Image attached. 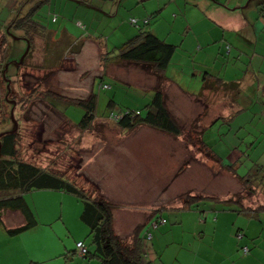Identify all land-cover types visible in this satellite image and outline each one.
I'll return each mask as SVG.
<instances>
[{"label":"rangeland","instance_id":"374dc122","mask_svg":"<svg viewBox=\"0 0 264 264\" xmlns=\"http://www.w3.org/2000/svg\"><path fill=\"white\" fill-rule=\"evenodd\" d=\"M159 1L161 5H156L152 12L163 7L164 4L166 6L152 19L149 27L160 39L176 46L165 74L181 82V86L192 93L187 94L176 88L170 80L164 88L167 106L186 131L192 126L198 130L203 126L206 127L204 141L211 144L214 151L230 156L234 153L235 133L239 131L238 126L234 123L229 131L228 126L222 125L219 120L210 123L219 115L218 97L204 94L200 97V101L199 98L194 97L201 88L204 73L208 70L217 72L220 69L214 59L208 60L202 57L206 49L201 48L197 42L198 32L205 31L201 28L205 18L211 23L215 22L209 16H205L203 9L187 6L185 0ZM3 5L2 10L0 5L1 20L7 18L9 14L5 2ZM78 9L81 11V16H84L82 14L86 9L84 7ZM52 11H55L57 16L59 13V16L65 14L67 18L72 11L69 7L60 9L55 5L52 7L46 5L41 9L40 14L49 28L61 27L62 30L66 22L61 19L58 20V24L49 22L54 13ZM81 19L78 18V21H81L85 27L81 29L73 26L71 30L69 26L72 35L78 38L82 34L87 35L89 30L91 34L92 31H96L98 34H93L94 39L101 41L100 43L87 41L83 43L78 55L64 53L62 57H66L60 60L50 58L49 53L45 55L43 52L40 57L35 51L29 61L32 66H27V69L20 70L17 74L9 72L10 75L7 73L9 76L6 79L0 77V132L16 126L20 158L42 168L58 170L69 178H75L86 190H97L98 195H103L113 204L114 227L116 232L126 239L140 222L145 221L158 209L163 210L161 215L167 221V225H160L158 230L164 227L173 228L171 234L165 236L167 240L178 244L183 235H187L186 232H195L194 228L198 229L200 226L198 224L200 211L196 208L169 209L180 207L187 194L195 193L218 200L220 197L241 200L251 198L252 195L247 194L242 184L239 183L240 185L234 187L236 182L221 164L204 155L199 147L188 144L184 136L174 137L148 126L126 132L119 128L114 120L105 117L110 110L107 108L109 99L115 103L111 108L113 113H119L120 109H142L152 100L156 78L134 64H112L106 69L107 72L101 71L100 56L104 51L98 47L106 46V51L115 50L121 43L135 35L138 27L129 25L125 29L119 28L113 25L116 23V17L104 15L101 24H97V20L91 18L83 19L86 21ZM62 24L63 26H60ZM91 24L96 25L91 26ZM216 44L214 42L210 47L215 50L219 46ZM116 57V54L111 53L110 60L115 61ZM39 63L42 66L38 68L41 69L35 67ZM0 64L2 67L3 62ZM25 71L32 72L34 77L30 87L41 82L40 91L48 88L57 89L66 96L84 98L91 92L90 90H93L97 94V105L92 128L83 131L72 126L57 111L49 108L46 102L36 100L25 103L26 97L29 96V90L21 79ZM99 84H105L109 88L99 89ZM62 111L72 122H78L83 114L82 108L76 105L64 107ZM11 118L14 121L10 120ZM240 133L242 132H239V135ZM251 154L255 155V152ZM262 155L261 161H264V152ZM48 194L54 196L53 193H34L35 203L40 206L38 217L41 219V223L34 230L40 228L42 230L40 235L44 230L45 248L49 247L51 254L61 250L67 254L71 249L72 240L78 235L75 225L81 228L82 239L89 245L88 228L79 219L76 220L74 203H65L62 210L65 213L64 219L68 220V225L72 229L71 233L61 223L56 210L53 211L55 216H50L48 213L50 210L44 213V206L41 205L47 198L52 199L47 197L50 196ZM29 196L27 195V199ZM30 203L31 207H34L33 203ZM53 205L55 209L59 206L56 203ZM223 205L225 204L220 201L208 199L203 207L207 210L217 207V214L220 213L221 216L231 211ZM165 208L169 210H164ZM81 209L82 204L78 202L77 213L80 214ZM7 212L5 211L3 216ZM212 212L214 213L213 210ZM12 213L16 214V212ZM42 217L46 220L43 221ZM55 217L59 219L51 223L52 228L48 221ZM207 217L209 218L207 225H209L212 223L210 218L214 217L212 213H208ZM207 229L210 230L209 227ZM155 231L151 229L153 234ZM65 245L69 250L65 249ZM36 247V243L31 244V249ZM189 256V253L183 251L180 260L184 261ZM67 260V264H97L95 258L88 260L77 253L69 255ZM64 261H66L65 257L60 254L45 264H64Z\"/></svg>","mask_w":264,"mask_h":264},{"label":"crops","instance_id":"0c3cea01","mask_svg":"<svg viewBox=\"0 0 264 264\" xmlns=\"http://www.w3.org/2000/svg\"><path fill=\"white\" fill-rule=\"evenodd\" d=\"M23 1L0 0L1 10L4 6L3 2L9 9L7 20L13 16L15 10ZM41 1L50 3L51 1H65L68 4L67 7L73 1L75 5L72 4V8L70 6L69 9L74 14L73 18L75 20L80 17L82 18L81 20L91 18L97 20V24H101L103 15L116 17V23L112 24L123 29L129 26L125 20L131 17L138 19L148 18L154 13L152 12L153 8L156 5H161L159 0H86L87 4L79 5L75 0ZM185 4L190 8L203 9L205 16H209L215 22L211 23L205 18L201 25V28H204L205 31L198 32L199 36L197 37V42L201 45V48L206 49L202 57L208 60L214 59V62H218L220 66L217 72L208 70L207 73L219 77L227 84V87H221L218 95L215 96L220 99L217 103L219 115L210 123L219 120L222 125L228 126L229 130L236 123L239 132H242L240 136L236 135V145L233 148L234 153H230L231 157L223 155L220 151L215 152L219 156L224 157L221 164L235 165V167H238L237 171L240 174L246 172L247 168L252 169L254 165H259L260 171L254 185L260 191H256L258 190L256 189L251 193V198H243L242 200L239 198L220 197L221 201L233 200L228 205H223L224 208L231 211L221 216L220 213L217 214V207L207 210L203 207L204 204L200 205L196 208L201 215L198 220L199 228L195 227L194 230L196 231L192 233L191 231L186 232L187 235H183L184 237L178 244L165 238L173 231L172 227H164V229L158 230V227L166 224L167 221L162 224L159 223L158 226L154 227L156 231L154 234L152 233L151 240L148 243L145 241V260L148 264H264V161H261L264 152V0H185ZM81 6L86 9L85 13L82 14L84 16H81V11L78 9ZM131 6L133 7L130 8ZM165 6L166 4L157 9L159 13ZM157 10L154 11L158 12ZM89 12L91 14L88 15ZM150 20L152 21V19ZM94 25L96 24H91V26ZM69 26H71L72 30L73 26L76 27L77 25L70 21L61 30L59 36L54 32L53 44H58L59 37L65 41L66 46L75 41L82 42V47L83 43L87 41L92 43L101 42L94 39L93 34L97 35L98 33L92 31L91 34L90 30L87 35L82 34L80 37L75 38ZM214 42L219 45L215 50L210 47V44ZM98 48L103 51L107 49L106 46ZM49 50L52 52L51 45H49ZM52 53H49V56ZM72 54L78 55V53ZM62 55L61 53L58 58L54 59L60 60L66 57H62ZM217 55L218 57H216ZM170 80L176 88H180L187 94H192L181 86V82L172 78ZM253 151L255 155L251 154ZM225 171L232 176V179L236 182L234 187H236L240 183L238 179L230 171L226 169ZM34 193H53L54 196L48 194L50 196L47 197H52V199L47 198L41 207L44 206V213L50 210L48 212L50 216H55L53 211L56 210L59 213V218H61V223L65 225V229L69 233H71L72 229L68 225V220L64 219L65 213L62 211L65 203H74L76 220L79 219L82 223L79 218L80 214L77 213L78 199L62 191L54 190H39L29 194L28 201L33 203V209L35 208L39 223H41V219L38 217L40 216L38 211L40 206L35 203ZM55 203L59 205L56 209L53 205ZM208 213H212L214 217L210 218L212 223L209 225H207ZM159 214H156V216ZM3 217L5 224L9 227H15L24 222V218L19 212L14 214L12 211H8ZM42 218L43 221L46 220L44 219L45 217ZM57 218L55 217L48 221L52 228L53 225L51 223L55 220L57 221ZM150 218H152V214L145 221L140 222L139 225L141 227L144 226ZM78 227L74 226L75 230L78 231V235L74 237L75 243L72 240L71 249L69 250L65 245V249L69 250L67 254L62 250L51 254L50 248H45L46 235L44 230L40 235L42 231L40 228L38 230L32 228L15 237H9L1 230L0 264H45L47 261L57 258L60 254L66 259L64 264H67L69 255L78 254L76 242H84L80 234L82 230L80 227L79 230ZM208 227L210 230L207 229ZM65 229H63L64 234ZM32 243H36L37 247L31 249ZM84 244L87 246L85 242ZM72 250L75 251L73 252ZM183 251L189 253L190 256L186 260L181 261L180 254Z\"/></svg>","mask_w":264,"mask_h":264},{"label":"trees","instance_id":"16d2710c","mask_svg":"<svg viewBox=\"0 0 264 264\" xmlns=\"http://www.w3.org/2000/svg\"><path fill=\"white\" fill-rule=\"evenodd\" d=\"M75 1L78 2V5L87 2L86 0ZM21 3L13 13V16L9 17V20H7L8 15L7 18L0 19V63L3 62L2 67L0 64L2 70H0L2 72L0 77L5 79L10 75L9 72L11 74L16 72L15 74H17L20 70L27 69V66H32L29 61L35 51L40 54V57L42 52L45 55L53 52L50 58H58L61 53L64 55L63 52L79 53L82 48V42L75 41L66 46L65 41L60 37L58 38V44H53V34L56 32L59 36L61 27L50 29L48 23L44 21V17L40 14L41 9L46 5L50 7L55 5L57 8L60 7V9L67 8L68 4L65 1H51L50 3L41 0H24ZM72 4L75 5L73 1L70 4L71 7ZM52 12L54 13L49 20L51 23L58 24V20L61 19V21L66 22L64 26H67L72 21L78 28L83 29L85 27L81 21L73 18V13L67 18L65 14L59 16V13L57 16L55 11ZM157 14H159V11L154 12L148 18L138 19L131 17L125 20L127 25L138 27V32L121 43L115 50L104 51V53L102 52L103 55L100 56L102 72H105L112 64H134L140 66L148 74L153 75L156 78V83L153 88L152 100L142 109H120L119 113H113L111 108L114 107L115 103L112 99H109L107 108L110 110L105 117L114 120L115 124L126 132L142 126H148L174 137L184 136L188 144L199 147V150L204 155L221 164L224 157L219 156L214 151L213 146L204 141L206 127L203 126L198 130L195 126H192L186 131L185 127L172 115L167 106L164 88L170 82V78L165 74V69L176 46L166 43L150 29V19L155 18ZM60 26H63V24ZM143 26L144 29H142ZM49 45L52 47V52H49ZM111 53L116 54L115 61L110 60ZM13 66L14 70H12ZM39 66H42L41 63L35 65L36 68ZM25 77H27L26 81ZM21 79L26 84L27 90H29V96L26 97L25 103L27 101L31 103L36 100L46 102L49 108L57 111L72 126L83 131L92 128L96 118L97 105V94L93 90L84 98H72L62 94L57 89L48 88L40 91L41 82L30 87L34 79L32 72L25 71ZM103 85L105 84H101L99 89L106 90L109 88V86L105 85L104 87ZM221 87H227V84L219 77L206 72L202 78L201 88L194 97L199 98L200 101V97L204 94H209L212 97L216 96ZM70 105L79 106L83 110L78 122L69 120L62 111V108ZM11 117H14L12 111ZM12 118L10 120H13ZM238 132L237 130L235 136H240ZM18 137L16 126L0 132V229L2 231L9 237H15L38 225L39 221L35 210L27 199V195L30 193L39 190L62 191L76 197L82 204L79 218L88 228V237L90 239L89 245L86 246L84 244L87 253L83 258L88 260L95 258L98 261L97 264H148L145 260V241L148 243L151 240L153 225L156 224L158 226L159 223L162 224V219L165 220L159 214L163 211L162 209L154 211L152 214L153 219L150 218L144 226H136L129 238L121 237L114 229V206L107 198L103 195H98L97 190H86L75 178H69L58 170L42 168L32 162L21 159L17 148ZM221 165L222 168L230 171L238 179L248 195L258 189L254 184L260 171L259 165H254L252 169L247 168V171L243 174L238 173V167L233 164ZM208 199L220 201L225 205L233 201L232 199L221 201L191 193L185 196L180 207H171L169 209L190 210L198 208ZM169 209L165 208L164 210ZM5 211L19 212L23 216L24 222L15 227L7 226L3 220ZM156 214L159 215L156 216ZM148 234L151 235L150 239L147 238ZM72 251L74 252L75 250ZM72 251L71 253H73Z\"/></svg>","mask_w":264,"mask_h":264},{"label":"built area","instance_id":"2783aa9c","mask_svg":"<svg viewBox=\"0 0 264 264\" xmlns=\"http://www.w3.org/2000/svg\"><path fill=\"white\" fill-rule=\"evenodd\" d=\"M164 222H165V220L162 219V220H161V223H164ZM156 226H157V225L154 224V225H153V228L156 227ZM147 238L150 239V238H151V235L148 234ZM76 250H77V252H78V255H80V256H82V257H84V256L86 255V253H87L86 246H85L84 243L81 242V241L76 243Z\"/></svg>","mask_w":264,"mask_h":264}]
</instances>
